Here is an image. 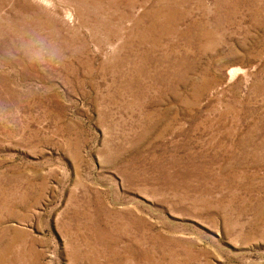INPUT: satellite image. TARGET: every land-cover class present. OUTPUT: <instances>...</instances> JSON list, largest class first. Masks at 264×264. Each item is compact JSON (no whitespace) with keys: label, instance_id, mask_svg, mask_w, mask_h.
<instances>
[{"label":"rangeland","instance_id":"1","mask_svg":"<svg viewBox=\"0 0 264 264\" xmlns=\"http://www.w3.org/2000/svg\"><path fill=\"white\" fill-rule=\"evenodd\" d=\"M0 264H264V0H0Z\"/></svg>","mask_w":264,"mask_h":264}]
</instances>
